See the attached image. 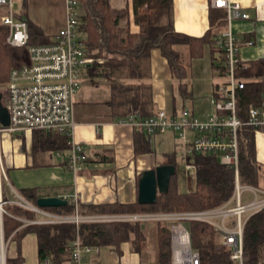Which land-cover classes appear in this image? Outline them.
<instances>
[{
  "label": "trees",
  "instance_id": "trees-1",
  "mask_svg": "<svg viewBox=\"0 0 264 264\" xmlns=\"http://www.w3.org/2000/svg\"><path fill=\"white\" fill-rule=\"evenodd\" d=\"M26 3L23 4V6ZM79 42L85 54L93 63L85 68L84 76L89 79H103L107 82L110 99L107 103L114 121L129 115L140 118L155 114L148 79V56L154 49L165 60L171 78L178 82V96L187 100L189 94L183 82L185 70L182 65L179 47L186 46L189 59H200L204 45L209 46V64L216 77L221 73L223 50L220 31L225 25L223 10L210 9L208 30L201 37H190L174 31L171 20V0H124L122 8H116L112 0H79ZM21 10L19 16L24 17ZM137 31H130V22ZM8 27L0 20V90L9 82L10 70L18 69L30 63L27 48H15L6 43ZM29 46L51 43L42 31L32 24L28 27ZM237 79L243 81V87L236 90L235 107L237 117L245 120L247 109L258 106L264 100V86L252 80L264 78V58L243 63L240 61L235 71ZM136 81L126 83L123 80ZM6 89L1 93L0 103L6 107ZM138 133V132H137ZM254 130L241 128L236 133L237 142V178L239 185L257 188L258 165L254 156ZM143 135L142 133H139ZM144 136V135H143ZM148 138L147 136H144ZM35 148L58 150L69 149L66 139L56 134H34ZM194 166L193 186L190 191L178 193L173 175L165 194L157 195L153 205H106L102 214L107 212L122 214L160 213L199 211L214 208L226 203L232 195L234 186L233 171L219 164L216 154H194L189 159ZM161 165H173L166 159ZM20 194V193H19ZM23 200L36 206L38 197L34 189L23 190L19 195ZM14 200V199H13ZM3 201H7L4 199ZM74 207L70 204L59 208L44 209L54 214L72 215ZM77 214L82 216L79 207ZM2 216L3 240L20 245L22 237L28 234L37 239L39 262L49 260L51 264H63L70 260L71 244L76 232L82 245L92 247L113 246L117 249L121 243L133 244L132 251L139 254V245L145 240L144 231L137 223H73L53 225L23 226L21 219L32 221L35 213L19 206H10ZM94 210V209H92ZM137 211V212H136ZM139 211V212H138ZM156 226L155 264H170L169 234L165 227ZM21 227V228H20ZM191 247L198 252L199 264H231L229 252L216 245L213 232L204 224L189 223ZM264 252V209L250 215L242 228L243 264H262ZM18 253V252H17ZM6 264H23L20 253L14 259L9 257Z\"/></svg>",
  "mask_w": 264,
  "mask_h": 264
},
{
  "label": "built area",
  "instance_id": "built-area-1",
  "mask_svg": "<svg viewBox=\"0 0 264 264\" xmlns=\"http://www.w3.org/2000/svg\"><path fill=\"white\" fill-rule=\"evenodd\" d=\"M208 3L210 9L224 11L226 24L225 31L220 35L223 50L221 73L218 77L220 82L215 84L208 99L212 113L199 121L183 109L172 114L156 111L150 117L129 115L115 123L129 125L134 132L142 133L148 138L171 131L182 145L181 157L191 175L194 174V166L188 162L194 154H216L219 164L231 169L234 175L233 192L226 203L199 211L88 217H81L77 212L72 215L54 214L31 205L18 196L11 202L2 201V205L14 204L35 213L37 219L26 221V225L73 223L76 226L79 223L106 222L165 227L169 234L170 264H199L198 252L190 246V235L185 225L204 224L210 227L218 245L229 252L231 264H243L242 228L250 215L264 209V190L238 183L236 133L244 127L264 131V114L253 105L247 109L245 120H241L237 117L234 105L236 90L242 89L243 81L234 77L240 63L238 43L230 35L228 26L231 21L245 20V13L232 0H208ZM63 4L64 23L51 43L29 46L28 23L16 17V1L0 0V8L5 10L2 24L8 27L6 43L15 48L26 47L30 60L28 65L10 70L9 82L5 88L10 125L2 128L9 133L40 131L60 135L69 146L66 167L76 175L82 171L86 157L81 146L73 140V110L76 96L82 87L85 68L93 63V59L85 54L78 41L79 0H63ZM243 194H247L249 200H244ZM3 213L6 214L0 208L1 217ZM77 235L78 232L71 244L70 263L89 264L85 254L97 252L99 247L82 245ZM43 263L51 264L49 260Z\"/></svg>",
  "mask_w": 264,
  "mask_h": 264
},
{
  "label": "crops",
  "instance_id": "crops-1",
  "mask_svg": "<svg viewBox=\"0 0 264 264\" xmlns=\"http://www.w3.org/2000/svg\"><path fill=\"white\" fill-rule=\"evenodd\" d=\"M232 1L239 5L247 17L245 20L231 21L228 26L230 35L238 43L239 61L250 63L264 58V0ZM112 4L116 8L124 6V2L121 6L114 0H112ZM18 5L16 1L18 10L16 17L27 21L28 25L33 24L44 32L42 26L36 24L27 13L20 18L22 7ZM62 6L63 13L61 11L59 13L61 18L59 17L58 27L55 26L57 27L55 33L60 30L64 22V4ZM209 11L208 0H171L172 27L177 33L190 37H201L208 30ZM4 14L5 10L0 8V20ZM129 22L130 31L136 32L137 28L132 25L131 18ZM225 29L226 24L220 31L224 32ZM247 42L251 44L246 45ZM187 50L186 46L179 47L185 70L183 82L186 93L189 94L187 100H182L176 93L178 82L171 78L165 60L154 49L148 56L149 77L146 82L151 88L150 94H152L155 111L172 114L183 109L195 116L193 107L189 109L188 106L195 98L202 96L206 102L208 101L206 106L209 107V111L200 117L205 118L212 113V106H210L208 98L213 87L220 80L211 71L209 46L204 45L201 50L202 56L206 53L208 60L207 74L202 83H194L190 77V62L195 59H189ZM208 74L212 81L206 78ZM252 81L260 82L264 86V78ZM109 95L107 82L103 79L91 78L85 80L76 96L73 110L75 121L73 140L81 146L82 153L86 157L82 171L76 175H73L66 167L68 149H37L33 140L35 132L9 133L0 126V200L7 199V202H11L13 197H20L23 190L34 189L38 198H47V196L63 198L74 207V212H77L78 207L82 211L96 212L102 209L103 205L134 204L137 198V181L140 174L161 165L166 161V158L173 162L174 159L166 152L162 154L165 159L162 161L159 159L158 154L164 147L163 141L151 144L150 138H145L134 132L129 125L115 123L110 110H108ZM255 107L264 114V100ZM170 133L171 131L157 136L170 135ZM253 143L255 161L258 165L257 187L260 184L263 186L261 190H264V131H254ZM155 149L158 151L157 153ZM11 194L14 196L11 197ZM35 219H37L36 216ZM22 222V228L27 226L26 221ZM35 237L33 234L22 237L19 246L8 238L7 258L14 259L20 253L23 257V264H44L39 262ZM128 248H130L128 243H121L117 249L105 245L99 247L97 252L85 254V259L89 264H139V255ZM10 249L9 255L7 251ZM154 261L153 255L151 262L155 264ZM63 264L71 263L70 260H67Z\"/></svg>",
  "mask_w": 264,
  "mask_h": 264
},
{
  "label": "rangeland",
  "instance_id": "rangeland-1",
  "mask_svg": "<svg viewBox=\"0 0 264 264\" xmlns=\"http://www.w3.org/2000/svg\"><path fill=\"white\" fill-rule=\"evenodd\" d=\"M15 1H17V3L19 4L18 6L22 7L21 10H23V12H24L23 15H27V14L30 15V18L36 24H39V26H42L41 28H43L44 32L42 30L41 31L43 32V34L48 39H51L53 37V34L56 31V28L58 27L59 17L61 18V15L59 13H60V11L63 13V6H62L63 1L62 0H15ZM114 2L123 6L122 2H124V0H114ZM24 3H26V4L23 6ZM2 13H3V11H2ZM62 22H63V19H62ZM55 26H57V27H55ZM34 27L36 28V26H34ZM54 28H55V30H54ZM207 56H208V54H207ZM207 61L208 60H207L206 53H205L200 59L196 60V58H195L194 61L192 60L190 62V66H191L190 77L192 78V81L194 83H196V82L202 83L203 82L202 80L204 79V77L207 74V68H206L207 64H208ZM210 77L211 76H209V74H208L206 78L211 79V81H212V78H210ZM85 80H89V79H86L85 77H83V82H81L82 86H83ZM216 80H213V81H216ZM123 81L126 83H135L136 82V81H131V80H127V79L123 80ZM5 88H6V86L3 85L2 89L0 90V95L2 92H4ZM207 102L205 99L202 98V96H200V98H198V97H197V99L195 98V100L192 101L188 106L189 109H190V107H193L192 109L194 111V115H195L194 117L199 121H202V119H204V118H200V117H203L205 112L209 111V107L206 106ZM191 104H192V106H191ZM149 140H150L151 144L154 142L157 143L160 140L163 141L164 147L161 148V150L159 152L160 154H158L159 159L161 161L163 159H165L162 156V154L165 152L168 153L170 156H172V159H174L173 163H175V176H174V178H175V185H176V189H177L176 191L178 193H185V192L190 191V189H192V186H193V181H192L193 175H191V171H188L185 168V163H183L184 159L181 157V155H182V149L181 148L182 147H181L180 142L177 140L176 136L173 133H170V135L165 134L162 136H156V135L154 136L153 135L152 137H150ZM155 147H156V144H155ZM157 152L158 151L156 150V153ZM257 188L263 189V186L259 184V187H257ZM13 196H14V194H11V197H13ZM12 199L15 200V197H13ZM243 199L249 200V196L247 198V194H243ZM10 206H17V205L5 203V205H2L1 209H3V211L5 212L6 211L5 209L9 208ZM80 211L82 213L81 215H83V216L87 215L86 217H88L90 215L91 216H104V215L110 216V215L116 214V213L107 212V210L105 211L104 214H102L101 209L99 211H96V212L91 211V210H85V211L80 210ZM182 212H185V211H182ZM3 214H2V216H3ZM122 214H131V213L130 212L129 213L124 212ZM21 220L27 221L26 219H21ZM0 221L2 223V217H0ZM97 224H99V223H97ZM185 227L187 228V225H185ZM155 229H156L155 224H146L145 231H144L145 240L138 247L139 248V254L138 255L140 257V260L138 261L139 264H154L151 261L153 259V255H155V251H156L154 248L155 247V241H156V234H155L156 230ZM0 237H1L0 238V252H1V247H2L3 254H4V256H3L4 261L3 262H2L1 254H0V264H6L7 242H5L3 240L4 239L3 238V231L1 232V229H0ZM213 239H214V243H216V245H217L218 240L214 236V234H213ZM128 245L130 246V248H128V249L132 251L131 248H133V244H131V241L128 242ZM9 252H11V249L9 251H7V253H9ZM9 255H10V253H9ZM262 262H263L262 264H264V252H263V256H262Z\"/></svg>",
  "mask_w": 264,
  "mask_h": 264
},
{
  "label": "water",
  "instance_id": "water-1",
  "mask_svg": "<svg viewBox=\"0 0 264 264\" xmlns=\"http://www.w3.org/2000/svg\"><path fill=\"white\" fill-rule=\"evenodd\" d=\"M9 125L8 110L0 103V126L6 128ZM173 175H175V166L173 165H159L152 170L142 172L137 181V204L143 206L153 205L157 195L167 192L169 180ZM2 204L3 202L0 200V208H2ZM66 205H68L66 200L57 197L47 196V198H38L36 201V206L40 209L59 208ZM1 224L0 229L2 232ZM140 228L143 229V226L141 225Z\"/></svg>",
  "mask_w": 264,
  "mask_h": 264
},
{
  "label": "bare ground",
  "instance_id": "bare-ground-1",
  "mask_svg": "<svg viewBox=\"0 0 264 264\" xmlns=\"http://www.w3.org/2000/svg\"><path fill=\"white\" fill-rule=\"evenodd\" d=\"M0 254H1V259H2V261H3V256H4V254H3V250H2V252H0Z\"/></svg>",
  "mask_w": 264,
  "mask_h": 264
}]
</instances>
